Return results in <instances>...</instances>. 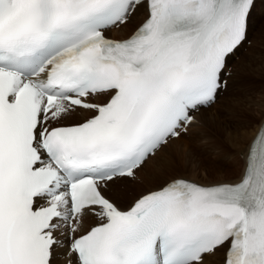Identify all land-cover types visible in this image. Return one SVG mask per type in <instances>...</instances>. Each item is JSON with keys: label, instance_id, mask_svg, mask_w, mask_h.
<instances>
[{"label": "snow or ice", "instance_id": "1", "mask_svg": "<svg viewBox=\"0 0 264 264\" xmlns=\"http://www.w3.org/2000/svg\"><path fill=\"white\" fill-rule=\"evenodd\" d=\"M256 5L0 0V264H264V120L238 179L168 171Z\"/></svg>", "mask_w": 264, "mask_h": 264}, {"label": "rangeland", "instance_id": "2", "mask_svg": "<svg viewBox=\"0 0 264 264\" xmlns=\"http://www.w3.org/2000/svg\"><path fill=\"white\" fill-rule=\"evenodd\" d=\"M259 3L261 4V2H259ZM256 12H257V15H259V16H258V19H257L258 21L255 24L256 27H255L254 33H253L254 37L258 35V33L260 32L261 27H263V25H264V15H263L264 9L261 6H259ZM139 22H140V20H137V21L135 20L134 23L130 27L131 29L125 34V36L127 34H129L131 32V30ZM251 47H254V48H257L258 50H260V47H262V45L258 44V43L257 44L253 43V40L251 41L250 45H247V42H246V48L249 49ZM246 52H247V50L242 51L240 56L243 55V54H246ZM240 56H239V58H240ZM236 58H238V57H236ZM239 58L234 60V61H232V64H233L232 71L234 69H236L235 64L239 61ZM253 72H249V75L244 74V77L242 78V80L239 79L240 81L238 80L231 87V89L229 90L230 93L229 92L226 93L224 91L223 95H220V98L218 99V102L216 104H213L210 107V109L209 108L206 109L207 114H209L210 117L213 116L212 119H211V123L212 124H210V126L207 129L204 128V126L201 125V123H199L198 126L192 130L191 134L188 137H185V139L183 140V144L185 145L186 150L188 152H190L198 160L199 166H201L208 173L210 178H212V179L219 178V177H223V178L228 179L229 178V171H230L229 167L233 163H235L237 161L242 162L239 159V156L235 152L236 151V147L238 146L237 142H238L239 138H235L234 136H233L234 138L233 137H229L228 133H229V131H232L233 133L235 131L239 132L242 129L244 131L246 128H248V125L250 124V122H251V120L253 118L252 114H254V111H256V107H252V108L246 107V108H244L245 107L244 103H246L249 100L257 101L256 99H259L258 96H259V94H261L260 92H263L260 89V84H261L260 82L261 81L256 76L257 73H259V72H256V70H255L254 73ZM257 84H259V85H257ZM229 86H230V84H229ZM257 86H259V87H257ZM255 87L258 88L259 90L256 89ZM248 93H250V94H248ZM246 96H248V99L246 98ZM233 97H235L234 100L232 99ZM252 98H254V99H252ZM225 101H227L228 103H226ZM233 104H234V107H233ZM242 104H244V105H242ZM225 110H226V113L224 112ZM238 111H241V112H238ZM248 111H250V112H248ZM218 117H220V118H218ZM231 117H233V118H231ZM229 119H230V121H229ZM218 120H221V121L218 122ZM233 122H235V124H233ZM244 122H245V124H244ZM236 124H237V128H236ZM227 125H228V128H227ZM231 125L234 126V127H232ZM224 127H225V129H224ZM216 129H218V130H216ZM222 129H223V131H222ZM211 130H212V132H211ZM224 131H226L227 134ZM213 132H214V134H212ZM208 136L211 139H208L209 138ZM213 136H215V137H213ZM223 136H225L226 138L223 137ZM216 137L219 138L220 141L216 140L217 139ZM211 149H212V151H211ZM230 151H231V153H230ZM234 157H236V158H234ZM171 163H172V167L169 168L168 171H169V174L174 173L175 175H176V173L177 174H185L187 170L192 168L191 166H195L188 159H186L184 157H177ZM204 166L206 167V169H205ZM207 167H208V169H207ZM171 169H172V173L170 172ZM152 170H153V172H152ZM174 170H175V172H174ZM211 170H213V171L211 172ZM154 171H155L154 167H150L148 169V172H147L148 174L150 173L149 175L148 174L147 175L141 174V182L136 184V185H134L132 187V190L135 192V193L133 192L135 194V197L140 192L145 191L146 189H148L150 187H155V185H154L155 183H154V181L152 179ZM205 171H201L200 174H205ZM174 174H172V175H174ZM142 188H144V189H142Z\"/></svg>", "mask_w": 264, "mask_h": 264}, {"label": "bare ground", "instance_id": "3", "mask_svg": "<svg viewBox=\"0 0 264 264\" xmlns=\"http://www.w3.org/2000/svg\"><path fill=\"white\" fill-rule=\"evenodd\" d=\"M260 1L258 0L257 1V5H256V8L254 9V11L252 12V15H251V19H250V27H249V32H248V34H249V36H248V38L249 39H251V40H253V43H258V44H261L262 45V47H260V50H258L257 48H254V47H251V48H249V49H247L246 48V50H247V52H246V54H243V55H241L240 56V58H239V61L235 64V67H236V69H234L232 72H234L233 73V75H232V77H231V79H230V81H229V84H230V86L225 90V92L226 93H228L229 92V90L231 89V87L240 79V80H242V78L244 77V74H247V75H249V72H255V70H256V72H259V73H257V78H259L260 79V89H261V91H263V92H260L261 94H259V99H256L257 101H255V102H257V104H261V105H264V25H263V27H261L260 25V27H261V29H260V32L258 33V35L257 36H253V33H254V29H255V24H256V22L258 21L257 19H258V16L259 15H257V9H258V7L259 6H262V7H264V3H263V1H261V4L259 3ZM146 15V13L144 12V10H141V12L140 13H138L137 14V16H136V18H135V20L137 21V20H142V18L144 17ZM263 15H264V13H263ZM136 23V22H135ZM132 25V24H131ZM131 25H129L128 27H127V29H125L123 32H121V31H119V30H113V32H112V34L113 35H116V36H125V34L131 29L130 27H131ZM258 27V26H257ZM132 31V30H131ZM128 35V34H127ZM126 35V36H127ZM260 46V45H259ZM246 47V42L243 44V46L242 47H240L238 50H237V52L235 53V55L236 54H238V51H240L242 48H245ZM230 59H231V61H230V63L232 62V57H230ZM232 64V63H231ZM253 70V71H252ZM253 72V73H254ZM239 80V81H240ZM257 85H259V84H257ZM257 87H259V86H257ZM256 88V87H255ZM236 89V88H235ZM256 89H258V88H256ZM259 90V89H258ZM258 92V91H257ZM230 93V92H229ZM259 93V92H258ZM248 94H250V93H248ZM238 95V94H237ZM252 95V94H251ZM239 96V95H238ZM243 96V95H242ZM241 96V97H242ZM250 97V96H249ZM219 98H220V96H219ZM218 98V99H219ZM234 98L235 97H233L232 99L234 100ZM246 98L248 99V96H246ZM218 99H217V101H216V103L218 102ZM228 99V98H227ZM239 99V98H238ZM251 99V98H250ZM252 99H254V98H252ZM243 100V99H242ZM237 101V100H236ZM246 101V100H245ZM226 103H228L227 101H225ZM230 102V101H229ZM235 102V101H234ZM243 102V101H242ZM215 103V104H216ZM244 103V102H243ZM231 104V103H230ZM245 104V103H244ZM244 104H242V105H244ZM237 105V104H236ZM232 106V105H231ZM233 107H234V104H233ZM240 107V106H239ZM237 108V107H236ZM242 108V107H241ZM244 108H246V107H244ZM243 108V109H244ZM210 109V108H209ZM208 109V110H209ZM233 109V108H232ZM255 109V108H254ZM231 110V109H230ZM242 110V109H241ZM245 110V109H244ZM253 111V110H252ZM225 113H226V110L224 111ZM229 112V111H228ZM227 112V113H228ZM234 112V111H233ZM238 112H241V111H238ZM248 112H250V111H248ZM209 113V112H208ZM211 113V112H210ZM236 113V112H235ZM234 114V113H233ZM232 114V115H233ZM250 114V113H249ZM212 115V114H211ZM242 115V114H241ZM253 115V118H252V120H251V122H250V124L248 125V128H246L243 132H242V136H241V138H239L238 139V146L236 147V154L238 155V153L240 152V151H244V150H246V148H247V144H248V142H250V140L253 138V136L255 135V133H256V131H257V129H256V125H257V123L259 122V121H261V120H263V118H264V107H256V111H254V114H252ZM243 116V115H242ZM213 117V116H212ZM212 117H210V115L209 114H207V112H206V109H204V110H202V112L199 114V120H200V123H201V125H203L204 126V128H208L209 126H210V124H212L211 123V119H212ZM215 117V116H214ZM217 117V116H216ZM240 117V116H239ZM246 117V116H245ZM218 118H220V117H218ZM231 118H233V117H231ZM239 119V118H238ZM245 119V118H244ZM243 119V120H244ZM240 120V119H239ZM242 120V119H241ZM250 120V119H249ZM219 121H221V120H218V122ZM229 121H230V119H229ZM235 121V120H234ZM213 122V121H212ZM237 122V121H236ZM231 123V122H230ZM239 123V122H238ZM216 124V123H215ZM221 124V123H220ZM233 124H235V122H233ZM232 124V125H233ZM244 124H245V122H244ZM223 125V124H222ZM231 125V126H232ZM217 127V126H216ZM220 127V126H219ZM232 127H234V126H232ZM239 127V126H238ZM212 128V127H211ZM214 128V127H213ZM227 128H228V125H227ZM236 128H237V124H236ZM224 129H225V127H224ZM230 129V128H229ZM240 129V128H239ZM209 130V129H208ZM216 130H218V129H216ZM233 130V129H232ZM235 130V129H234ZM243 130V129H242ZM210 131V130H209ZM221 131V130H220ZM222 131H223V129H222ZM206 132V131H205ZM211 132H212V130H211ZM210 132V133H211ZM225 133H226V131H224ZM223 132V133H224ZM236 132V131H235ZM234 132V133H235ZM205 134V133H204ZM212 134H214V132L212 133ZM221 134V133H220ZM227 134V133H226ZM225 135V134H224ZM206 136V135H205ZM209 137V136H208ZM213 137H215V136H213ZM223 137H225V136H223ZM230 137V136H229ZM217 138V137H216ZM226 138V137H225ZM234 138V137H233ZM208 139H211L210 137L208 138ZM216 140H218V141H220L219 140V138H217ZM237 140V139H236ZM225 141V140H224ZM224 144V143H223ZM208 146V145H207ZM210 147V146H209ZM208 149V148H207ZM211 151H212V149H211ZM232 151V150H231ZM231 151H230V153H231ZM233 153V152H232ZM234 158H236V157H234ZM240 159V158H239ZM242 163V164H241ZM188 166V165H187ZM206 166V165H205ZM204 166V167H205ZM189 167V166H188ZM192 168L191 169H189V170H187L186 171V175H188L189 177H191V178H193V179H198V180H200L201 182H204V183H209V182H213V181H218V180H236V179H238L239 178V175H240V173H241V171H242V168H243V162H240V161H237V162H235V163H233L230 167H229V169H230V171H229V178L228 179H226V178H223V177H219V178H215V179H212V178H210V176L208 175V173L201 167V166H199L198 168L196 167V165L195 166H191ZM205 169H206V167H205ZM207 169H208V167H207ZM150 171V170H149ZM201 171H205V174H200V172ZM213 170H211V172H212ZM152 172H153V170H152ZM171 173H172V169H171V171H170ZM174 172H175V170H174ZM148 174V173H147ZM147 174H145V175H147ZM150 174V173H149ZM148 174V175H149ZM153 174V173H152ZM172 174H174V173H172ZM177 174V173H176ZM175 175V174H174ZM153 183V182H152ZM155 185V184H154ZM132 187L133 186H129L127 189H126V202L127 203H130L132 200H133V198H135V192L132 190ZM142 189H144V188H142ZM134 192V193H133ZM137 194V193H136ZM58 263H64V261L63 260H61V261H59Z\"/></svg>", "mask_w": 264, "mask_h": 264}]
</instances>
